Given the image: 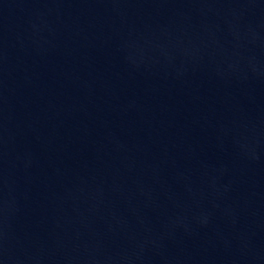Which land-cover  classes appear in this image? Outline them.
Wrapping results in <instances>:
<instances>
[{
    "label": "water",
    "instance_id": "water-1",
    "mask_svg": "<svg viewBox=\"0 0 264 264\" xmlns=\"http://www.w3.org/2000/svg\"><path fill=\"white\" fill-rule=\"evenodd\" d=\"M0 264H264V0H0Z\"/></svg>",
    "mask_w": 264,
    "mask_h": 264
}]
</instances>
